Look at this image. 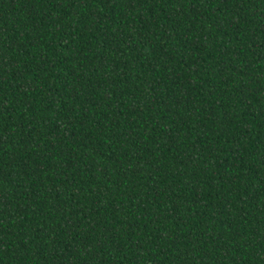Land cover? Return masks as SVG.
I'll list each match as a JSON object with an SVG mask.
<instances>
[{"label": "trees", "instance_id": "trees-1", "mask_svg": "<svg viewBox=\"0 0 264 264\" xmlns=\"http://www.w3.org/2000/svg\"><path fill=\"white\" fill-rule=\"evenodd\" d=\"M0 264H264V0H0Z\"/></svg>", "mask_w": 264, "mask_h": 264}]
</instances>
